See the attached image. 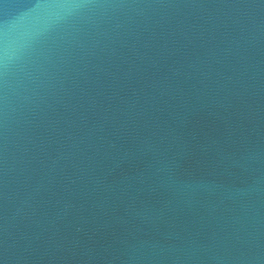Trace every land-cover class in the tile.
I'll return each instance as SVG.
<instances>
[{
    "label": "water",
    "instance_id": "obj_1",
    "mask_svg": "<svg viewBox=\"0 0 264 264\" xmlns=\"http://www.w3.org/2000/svg\"><path fill=\"white\" fill-rule=\"evenodd\" d=\"M0 264H264V0H0Z\"/></svg>",
    "mask_w": 264,
    "mask_h": 264
}]
</instances>
